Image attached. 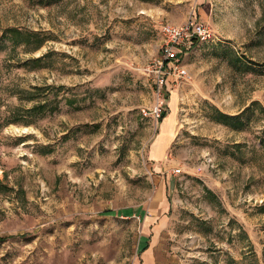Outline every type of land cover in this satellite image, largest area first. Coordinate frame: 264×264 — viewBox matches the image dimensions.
<instances>
[{
  "label": "rangeland",
  "instance_id": "1",
  "mask_svg": "<svg viewBox=\"0 0 264 264\" xmlns=\"http://www.w3.org/2000/svg\"><path fill=\"white\" fill-rule=\"evenodd\" d=\"M187 19L214 41L156 86ZM261 139L264 0H0V264H264Z\"/></svg>",
  "mask_w": 264,
  "mask_h": 264
},
{
  "label": "built area",
  "instance_id": "2",
  "mask_svg": "<svg viewBox=\"0 0 264 264\" xmlns=\"http://www.w3.org/2000/svg\"><path fill=\"white\" fill-rule=\"evenodd\" d=\"M162 44L159 48V56L146 67L153 75V83L156 86L166 84L168 78L183 80L186 77V69L180 64V58L185 55L188 46L196 41V44H206L214 41L208 27L192 19H187L183 24H163L160 27ZM160 103H157L147 114L155 120L160 118ZM144 113V117L147 116Z\"/></svg>",
  "mask_w": 264,
  "mask_h": 264
},
{
  "label": "crops",
  "instance_id": "3",
  "mask_svg": "<svg viewBox=\"0 0 264 264\" xmlns=\"http://www.w3.org/2000/svg\"><path fill=\"white\" fill-rule=\"evenodd\" d=\"M157 123H159L157 127V132L153 135L147 148V157L152 162L161 161L162 156L165 154L166 150L170 146V142L173 139V122L170 115H165L163 118H160V120H157ZM146 250L147 248L143 250V252L145 253L144 259L147 258L146 260L149 261V255H151L152 249L149 247V249L147 251Z\"/></svg>",
  "mask_w": 264,
  "mask_h": 264
},
{
  "label": "trees",
  "instance_id": "4",
  "mask_svg": "<svg viewBox=\"0 0 264 264\" xmlns=\"http://www.w3.org/2000/svg\"><path fill=\"white\" fill-rule=\"evenodd\" d=\"M195 44H196V41L192 44V46H194ZM41 57H43V56H41ZM36 107L33 106L32 108L28 109V111L36 110V109H39L40 107L42 108L43 106L38 105ZM245 112H248V109L245 110ZM245 112H244V114H245ZM244 114H243V116H244ZM165 115H166V113H164V111L160 112V118H163ZM160 118H159V120H160ZM209 119L215 124H219V125L222 124L224 126H229L233 129H240L241 130V127H244V123L241 122L240 117L228 116V115L223 114L221 112H215L214 114H210ZM261 140H262L261 145H262V147H264L263 146L264 145V139H261Z\"/></svg>",
  "mask_w": 264,
  "mask_h": 264
}]
</instances>
